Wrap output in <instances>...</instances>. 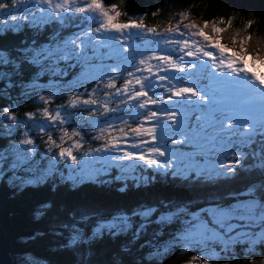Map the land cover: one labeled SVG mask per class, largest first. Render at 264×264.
Masks as SVG:
<instances>
[{
  "label": "snow or ice",
  "instance_id": "1",
  "mask_svg": "<svg viewBox=\"0 0 264 264\" xmlns=\"http://www.w3.org/2000/svg\"><path fill=\"white\" fill-rule=\"evenodd\" d=\"M119 15L116 4L105 6L102 0H0V33L33 34L13 50L0 47V79L22 75L19 70L25 63L37 68L19 87L21 96L43 105L23 117L16 116L11 103L3 107L8 123L0 139L8 143L0 148V175L11 172L8 183L19 179L16 187L22 188L43 182L63 161L68 175L61 172L60 178L73 189L85 180L95 182L113 167L122 174L147 168L194 186H216L241 173L249 177L239 189L208 192L204 206L157 199L107 215L102 209H70L53 227L57 235L67 233L61 249L84 247L85 264L101 246L110 250L115 264H123L122 258L131 254L151 225L175 227L168 244L202 254L210 244L223 252L236 244H264V77L244 66L246 60L264 64V55L247 53V37L239 41L242 55L235 47L228 54L218 39L222 30L217 23L209 35L204 30L208 21L184 23L186 13L159 31L147 27L143 17L121 23ZM132 29L137 31H125ZM45 32L46 42H38L36 37ZM133 35L140 38L139 44L131 41ZM61 61L78 68L81 79L65 81L66 70L55 67ZM45 73L47 84L39 83ZM87 84L91 88L81 91ZM59 95L67 100L50 108ZM79 106L87 116L74 121L73 110ZM54 128L59 129V142ZM36 134L46 136L45 149H39ZM65 140L70 146H64ZM85 144L89 146L78 158L73 149ZM41 151L50 158L40 175L17 177V170H33ZM48 207L41 202L35 214L42 215ZM163 251L157 247L150 255ZM192 259L209 264L208 258Z\"/></svg>",
  "mask_w": 264,
  "mask_h": 264
},
{
  "label": "trees",
  "instance_id": "2",
  "mask_svg": "<svg viewBox=\"0 0 264 264\" xmlns=\"http://www.w3.org/2000/svg\"><path fill=\"white\" fill-rule=\"evenodd\" d=\"M102 2L105 6L117 5L120 13L118 22H126L132 19V16L138 15V18L143 17V23L147 27H155L158 31L166 28L169 23L175 25L181 19L182 13H186L184 23L193 21L203 24L204 21H208V27L204 30L209 35H212L210 30L212 24L217 23V27L222 30L218 37L219 41L231 50L235 47L237 52H239L240 39L264 37V0H102ZM221 18L223 23H218ZM249 21H251L250 25H248ZM223 31L231 38H226ZM32 35L28 31H22L17 35L0 33V47L13 50L19 46L21 40L26 37L31 38ZM47 35L48 33L45 32L37 36V41L46 42ZM233 37L236 38L235 46ZM134 39L140 41L137 36H134ZM193 39L198 43L202 41L199 37H193ZM245 49L247 53L251 52V47H245ZM55 67L66 70L65 81L81 78L78 77L80 75L78 68L66 67L63 61ZM7 70L10 71L11 68ZM19 71L22 75L0 79V108L10 103L11 98L22 102L20 104L22 109H33L36 105H40L34 102L31 96L28 98L21 96L22 89L19 87L21 80L27 82L38 69L25 63L21 65ZM47 79H49L48 73L40 77L42 81ZM91 86V84L82 85L81 89L82 91L84 88L90 89ZM98 95L102 96V92ZM57 97L58 100H63V96ZM68 127L71 129V125ZM0 130H2L1 122ZM38 138L41 137L36 134V139ZM90 143L95 147V141ZM5 144L7 139H0V148ZM43 144L40 143L42 150L45 149ZM41 161L45 162V159L42 157ZM59 167L62 172H66L62 162L59 163ZM142 170L153 173L147 168ZM119 173V170L113 167L107 175L97 177L95 182L85 180L75 189L71 187L70 182L61 180L59 172L46 177L43 182L27 184L22 188L16 187L20 183L19 180L8 183L7 177L10 176L8 172L1 177L0 224L9 237L10 253L14 264H85L81 256L84 247L61 249L60 245L66 242L67 233L57 235V229L53 227L54 224L65 219L70 209H102L107 215L119 208H130L157 199L185 202L191 200L195 205L204 206L203 198L208 192L223 193L230 189H239L249 179L246 174L241 173L235 180H221L216 186L204 184L194 186L154 173L153 179L147 177V183L141 178L143 174L138 175V180L132 177L124 179L123 176L122 179L117 180L115 177ZM100 181H106V183ZM121 188L125 190L119 191ZM41 202L47 203L49 207L43 211L42 215L37 216L36 209ZM191 210L194 211L195 207ZM87 230L85 227V231ZM174 232L175 227L160 229L156 225L149 226L146 233L132 246L131 254L122 258L123 264H188L195 250L188 248L179 250V245L170 246L168 244L170 234ZM37 233L40 235L35 239L31 238ZM157 247L164 248L165 251L160 256H151L150 253ZM233 247L237 252L236 257L228 256V251L227 255L226 252H222L215 259L209 258V264H264V244L258 243L249 251L244 249V247L248 248L247 245L236 244ZM238 248H243V251L237 250ZM225 256L228 258L225 259ZM194 261L195 264H199V261ZM87 264H115V261L111 257L110 250L106 246H101L95 249V255L87 261Z\"/></svg>",
  "mask_w": 264,
  "mask_h": 264
},
{
  "label": "rangeland",
  "instance_id": "3",
  "mask_svg": "<svg viewBox=\"0 0 264 264\" xmlns=\"http://www.w3.org/2000/svg\"><path fill=\"white\" fill-rule=\"evenodd\" d=\"M8 2L10 3V0H8ZM131 18L132 19H139L138 18V15H134ZM97 19L99 20L100 18L97 16ZM185 23H187V22H185ZM93 26L95 27V25H93ZM125 31L135 32L137 30L132 29V30H125ZM223 33H224V31H223ZM223 35H225V33ZM134 36L135 35L131 36V41L134 42V43H136V44H139L141 41L135 40L134 39ZM225 37L226 38H231L229 35H225ZM199 43L202 44L203 46L207 47V45H206L205 42L199 41ZM238 45H239V48H240V44H238ZM244 47H247V48H250L251 47V52L249 51L250 52L249 54L260 53V54H263L264 55V37L263 36H255V37H252V38L250 37V38H248V39L245 40ZM227 49H228V54H231V52L233 50H231L229 48H227ZM235 51L237 52V50H235ZM237 54L238 55H242L239 52H237ZM215 55H216L217 58L220 57V53L219 52H215ZM245 62H246V64H244V66L251 68V70L254 71V72L257 69V66H255V64H258L259 66H261V67L264 68V64H261L257 60H246ZM263 73H264V71H263ZM79 76L80 75H78V77ZM79 79H81V78H79ZM79 79H77V80H79ZM48 80L49 79H47L46 81H42V80L39 79V83L47 84ZM81 91H82V89H81ZM40 94H45L46 95L47 93H37V95H40ZM61 96H63V100L62 101L58 100L59 98L56 97V99L53 101V103L51 105H49V107L51 108V107H54L55 105L62 104V103H64L67 100V96H64V95H61ZM17 102L19 103V107H15V105H16ZM10 103L13 105V108L15 110V114H16L17 117H23V114L25 112H27V111H33V110H36L38 108L43 107V105L39 103L40 105H36L33 109H22L21 106H20V104H22V102H20L19 100L17 101V99H15V98H11V102ZM10 103H7L5 106H8ZM5 106H3V107H5ZM3 107L0 108V122H1L2 129H3L4 125L8 123V120L6 119V117L4 116V114L2 112ZM73 111L75 113V115H74V121L80 115L87 116V113L82 111V106H79V107L75 108ZM39 118L40 117L38 116L37 119H39ZM21 127H23V125H21ZM66 127H68V125H66ZM68 130L71 131V129L69 127H68ZM14 131H16V130H14ZM53 136L59 142V139H58V137H59V129H55V128L53 129ZM44 139H46V136L43 137V138H40V139L39 138L36 139V142H37V144L39 146V149H41V150H42V148L40 147V143H43V140ZM7 143H8V140H7ZM70 144H71V141H69V140H65L64 141V146L65 147L70 146ZM43 146H44V148L46 147L45 144H43ZM88 146H89L88 144H85L84 147L81 148V149H73V152L79 158V155L84 150H86ZM54 151H56V150L53 149V152ZM42 157L45 159V162H42L41 161V158ZM49 158H50V155H45L42 151L39 152L35 156V159L38 161V164L33 167V170L31 172H27V173L26 172H23V171H20V170H17V173H16L17 177H19L21 179H29V178H32L33 176H37L38 177L40 175L41 171L43 170V168H45L47 166V161H48ZM60 162H62L64 164L63 161H60ZM4 167H7V165L5 164ZM57 168H58V171L57 172H59V175H60V173L62 172V170L60 169L59 164L57 165ZM8 173L11 176V172H8ZM62 173H63L64 176H67L68 175L67 168H66V172H62ZM140 174L141 175L143 174L141 176V178H143V179L145 177H150L151 179H153L154 176H155L153 173H148L147 171L142 170V168H137L134 173H127V174L119 173V175H121V176L127 175L128 177H133V176L138 177V175H140ZM5 175H7V173H5L4 175H0V178L3 177V176H5ZM10 176L8 175L7 178L9 179ZM17 180H19V179H17ZM19 182H20V180H19ZM185 248L186 249L188 248L189 250H195V251L192 252V254H191L190 258H189V260L192 262V264H195V261L192 259L193 257H200V259L202 257L208 258V259L209 258L210 259H215V258L219 257L220 254L223 252V251H221V249H220L219 246H214V245H211V244L207 246V249L203 252V254L201 253L200 250H196L194 248H189V247H181L180 246V249L179 250H185ZM233 248H234L233 246H230V248L228 249V253H229L228 256L236 257L235 255H236L237 252ZM244 249H246L247 251H249V250L252 249V247H248V248H245L244 247ZM237 250H239V251L242 252L243 251V248H238ZM226 255H227V252H226Z\"/></svg>",
  "mask_w": 264,
  "mask_h": 264
},
{
  "label": "water",
  "instance_id": "4",
  "mask_svg": "<svg viewBox=\"0 0 264 264\" xmlns=\"http://www.w3.org/2000/svg\"><path fill=\"white\" fill-rule=\"evenodd\" d=\"M0 264H14L13 258L10 253V240L0 224Z\"/></svg>",
  "mask_w": 264,
  "mask_h": 264
},
{
  "label": "bare ground",
  "instance_id": "5",
  "mask_svg": "<svg viewBox=\"0 0 264 264\" xmlns=\"http://www.w3.org/2000/svg\"><path fill=\"white\" fill-rule=\"evenodd\" d=\"M262 75H264L263 70L261 71Z\"/></svg>",
  "mask_w": 264,
  "mask_h": 264
}]
</instances>
